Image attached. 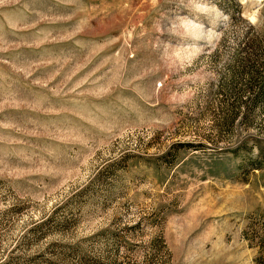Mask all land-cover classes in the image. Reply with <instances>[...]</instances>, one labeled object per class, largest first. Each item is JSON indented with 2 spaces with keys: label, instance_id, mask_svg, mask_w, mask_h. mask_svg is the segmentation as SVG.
<instances>
[{
  "label": "rangeland",
  "instance_id": "374dc122",
  "mask_svg": "<svg viewBox=\"0 0 264 264\" xmlns=\"http://www.w3.org/2000/svg\"><path fill=\"white\" fill-rule=\"evenodd\" d=\"M0 264H264V0H0Z\"/></svg>",
  "mask_w": 264,
  "mask_h": 264
}]
</instances>
